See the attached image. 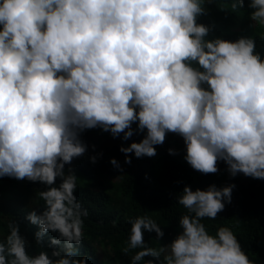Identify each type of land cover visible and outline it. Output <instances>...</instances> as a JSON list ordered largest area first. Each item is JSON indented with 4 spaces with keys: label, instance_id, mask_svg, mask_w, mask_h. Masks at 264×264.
<instances>
[{
    "label": "clouds",
    "instance_id": "9594fccd",
    "mask_svg": "<svg viewBox=\"0 0 264 264\" xmlns=\"http://www.w3.org/2000/svg\"><path fill=\"white\" fill-rule=\"evenodd\" d=\"M212 2L0 0V178L46 188L38 192L43 206L26 216L42 250L29 255L19 225L9 222L0 264H87L79 246L89 213L74 195L76 175L65 171L85 154V130L125 141L144 133L119 149L126 164L129 154L155 156L154 146L172 133L193 170L215 174L222 161L233 177L264 180V57L252 37L208 39L212 29L198 18ZM229 3L232 11L247 3L250 20L264 26V0ZM233 187H184L181 232L158 250L143 239L145 231L163 236L155 220L129 218L124 252L141 249L131 264H253L230 228L210 235L201 223L231 203ZM50 232L56 236L45 248Z\"/></svg>",
    "mask_w": 264,
    "mask_h": 264
},
{
    "label": "trees",
    "instance_id": "16d2710c",
    "mask_svg": "<svg viewBox=\"0 0 264 264\" xmlns=\"http://www.w3.org/2000/svg\"><path fill=\"white\" fill-rule=\"evenodd\" d=\"M203 7L207 14L200 16L198 23L211 27L208 39L220 37L235 41L240 36L252 37L256 52L264 57V26L250 20L251 9L247 3L235 11L231 10L229 0H213ZM132 128L135 129L136 125L133 124ZM143 137L144 133L134 134L125 141L122 134L113 138L99 128L85 130L80 136L86 146L85 154L65 166L66 172L72 168L76 175L74 195L89 213L84 219V237L79 246V255L87 257V264H105L97 259V246L101 243L112 249L111 264H131L132 255L141 249L125 254L130 230L127 221L137 216H149L163 232V236L157 239L154 232L145 231L143 239L148 247L158 250L168 245L181 232L179 218L187 212L177 203L184 187L203 191L210 186L219 190L229 185L235 186L231 192V203H225L224 210L215 220L205 218L201 223L210 235H215L218 227L230 228L249 260L253 264H264V180L241 173L233 177L222 161L217 164L218 172L215 174L205 175L193 170L184 159L186 151L182 138L172 133L166 134L162 145L154 146L155 156L136 158L129 154L131 163L126 164L125 154L119 149L133 142L139 143ZM170 149L174 154H169ZM94 155L98 158L93 164L89 158ZM112 159L118 162L122 171L112 166ZM60 182L57 179L56 184ZM43 190H46L45 185L38 182L0 178V233L6 236L7 224L17 223L21 235L27 239L29 255L42 250L34 238L39 228L32 225L26 216L29 211L43 206L38 196V192ZM55 236L51 232L46 234L45 248L48 239ZM163 255L161 253V260ZM139 264H144V261Z\"/></svg>",
    "mask_w": 264,
    "mask_h": 264
},
{
    "label": "rangeland",
    "instance_id": "374dc122",
    "mask_svg": "<svg viewBox=\"0 0 264 264\" xmlns=\"http://www.w3.org/2000/svg\"><path fill=\"white\" fill-rule=\"evenodd\" d=\"M97 255L100 258V262L103 263H109L111 264V261L113 259V252L112 249L108 244L101 243L97 246Z\"/></svg>",
    "mask_w": 264,
    "mask_h": 264
}]
</instances>
